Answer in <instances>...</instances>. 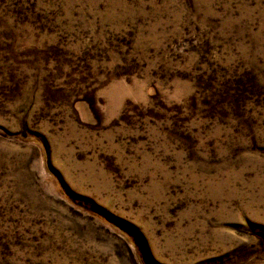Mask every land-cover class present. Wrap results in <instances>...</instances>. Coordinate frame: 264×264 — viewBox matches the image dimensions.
Instances as JSON below:
<instances>
[{
	"label": "rangeland",
	"instance_id": "1",
	"mask_svg": "<svg viewBox=\"0 0 264 264\" xmlns=\"http://www.w3.org/2000/svg\"><path fill=\"white\" fill-rule=\"evenodd\" d=\"M0 264H264V0H0Z\"/></svg>",
	"mask_w": 264,
	"mask_h": 264
}]
</instances>
